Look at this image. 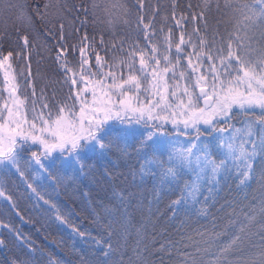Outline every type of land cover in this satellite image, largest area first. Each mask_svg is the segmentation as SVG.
Instances as JSON below:
<instances>
[{
	"label": "snow or ice",
	"instance_id": "obj_1",
	"mask_svg": "<svg viewBox=\"0 0 264 264\" xmlns=\"http://www.w3.org/2000/svg\"><path fill=\"white\" fill-rule=\"evenodd\" d=\"M223 5L231 13L233 31L221 33L217 29L210 40L197 37L198 29L188 32L184 27L190 19L204 20L203 9L200 13H190L188 16L181 13L177 17L174 3L170 14L159 16V28L156 24L159 9L147 21L143 15H138L135 40L113 38L111 42H105L101 37L98 49L96 38H89L85 33L78 45L71 46L73 53L78 52V57L74 56L72 60L67 56L68 48L58 45L56 60L64 74L65 83L69 84L70 92L72 87L79 85L74 98L69 95L65 100L57 101L53 96L49 100L42 90L37 99L31 100L23 108L24 101L16 96L19 84L13 83V80L16 75L23 77L24 73H15L9 79V74L5 71L7 98L0 91V199L8 201L12 209L17 208L4 187L6 178L12 177H17L26 184L37 200L43 199L25 178L26 168L22 166V161H28L29 165L34 161L41 169L46 167L42 159L48 157H51L53 166L57 160L79 164L88 152L99 149L103 154L107 137L135 135L130 127H122L117 131L116 124L109 123L110 121H118L120 125L143 122L148 127L150 121L156 120L161 122L153 125L158 132L148 131L142 137L141 149L151 148L157 153L162 149H169V167L163 172L165 180L169 183L174 181L178 169L191 171L194 182L189 195L200 193L206 187L205 202L215 199L222 181L234 178L238 189L245 195L251 187L250 182H255L262 193L260 210L264 212V0H223ZM50 6L57 15L72 10L69 9L67 0H49L45 8ZM96 7V0H93V10ZM112 7L120 5L117 2ZM219 8L218 0L217 9ZM13 10L20 11L22 15L16 0H0V18L5 11ZM75 10L83 11L85 15L89 11L81 6H77ZM105 11L110 10L106 8ZM170 21L175 23L170 24ZM60 28L62 32V24ZM177 28L180 29L178 41L173 39ZM141 38L143 43H140ZM22 39L24 46L31 51L27 36ZM161 40L163 43H160ZM217 43L219 47L216 46ZM173 47L176 53L174 57L169 54ZM108 48L117 51L113 52L110 59H105L107 51L105 56L100 52ZM12 55V52L7 55L0 53V68L13 67L9 62ZM183 60H187L191 67L187 75L185 65L181 63ZM205 65L207 71H201L193 83L195 73ZM169 72L171 76L165 86L164 78ZM180 80H185L186 83L183 91L178 94L176 88L179 87ZM90 84L92 88L89 99ZM168 88L172 89L170 97L173 99L162 95ZM149 93L158 98L153 102ZM32 95L36 96L35 89ZM141 95L145 97L143 102L140 100ZM27 99L29 98L25 96V100ZM234 109H239L249 117L254 115L249 110L259 109V112L254 119L246 122L245 127L229 130L231 120L238 114ZM168 123H171L177 136L189 138L187 144L181 147L159 138L167 131L164 125ZM200 125L204 127L201 128ZM226 132L227 135H224ZM205 133L216 134L212 140L216 142L218 159L213 158L210 149L199 145ZM54 153L58 155H53ZM151 164L145 157L147 167L142 165L143 171H148ZM193 199L197 200L196 196ZM181 202L173 201L174 214L180 211ZM44 203L48 204L49 201L44 200ZM200 213L207 215V208L202 207ZM16 214L20 215L18 210ZM56 219L60 224L68 223L59 213ZM246 219L254 220L255 217ZM0 228L13 231L8 224H0ZM244 231L245 225L241 224L233 231L229 242L220 246L216 252L210 251L211 245L203 249V252L214 259L206 261L200 256L201 249L196 247L194 251L182 254L181 264H264V225L261 226L260 243L252 245L259 248L255 256L244 258L237 255L233 258L228 255L233 249L243 253L246 242L251 243L240 234ZM73 232L81 238L85 236V233L78 232L75 228ZM16 238L20 239L18 233ZM4 245L5 241L0 239V246ZM113 251V245L107 243L106 250L103 251L106 258L104 264H112L110 257ZM137 260L139 264H146L139 254ZM12 264H30V260L14 259ZM119 264H124L123 258ZM129 264H132L131 260Z\"/></svg>",
	"mask_w": 264,
	"mask_h": 264
},
{
	"label": "trees",
	"instance_id": "obj_2",
	"mask_svg": "<svg viewBox=\"0 0 264 264\" xmlns=\"http://www.w3.org/2000/svg\"><path fill=\"white\" fill-rule=\"evenodd\" d=\"M118 1L124 15L123 22L112 27L102 17L99 7L93 10V0H67L72 10L60 15L51 6L45 8L49 0H16L22 15L18 10L5 11L0 18V53H13L9 61L13 67L0 68V91L4 97L8 96L4 84L5 71L9 79L23 71L24 76L16 75L13 83L19 84L16 96L24 101L25 108L31 100L39 97L42 90L49 100L53 96L57 101L65 100L69 95L74 98L79 85L72 87L70 92L69 84L65 83L64 74L56 60L58 45L68 48L67 56L72 60L74 56L78 57V52L73 53L71 46L78 45L85 33L89 38H96L98 49L101 37L105 42H111L113 38L135 40L138 15H143L147 21L159 9L156 21L159 28V16L170 14L174 3L177 17L181 13L188 16L190 13H200L202 9L204 11L205 19H190L184 26L186 31L198 29L197 37L210 40V31L215 33L219 30L217 20L220 17L212 16L214 12L201 0H141L140 3L138 0ZM77 6L89 9L88 14L77 12ZM174 23L170 21V24ZM179 33L180 29H175L174 40H179ZM25 36L31 51L24 46L22 37ZM140 43H143L142 38ZM115 51L108 48L101 50L100 54L110 59ZM169 54L172 57L176 55L174 47ZM92 63H95L94 59ZM181 63L185 65L187 75L191 67L187 60ZM206 68L207 65L197 70L193 83L195 77ZM170 76L171 72L165 76V86ZM185 83V80H180L177 88L185 87ZM91 88L90 84L89 99ZM33 89L36 96L32 95ZM171 90H167L169 96ZM148 95L154 97L153 93ZM25 96L29 99L25 100ZM141 99L145 100L144 95H141ZM253 113L251 117L244 113L237 114L231 120L229 130L245 127L246 122L254 119L258 111ZM109 123H115L117 131L125 127L118 121ZM165 129L166 138L162 140H189L188 137L169 132L171 129L167 126ZM153 130L152 124L145 127L142 123L141 128L134 130L135 135L107 137L103 154L99 149L88 152L79 164L57 160L53 166L51 157H48L42 159L46 167L41 169L34 161L30 165L28 161H22V166L26 168L25 178L43 199L37 200L31 189L19 178H6L5 191L12 197L17 208L12 209L8 201L0 199V224H8L13 230L10 232L7 228H0V239L5 241V245L0 246V264H12L14 259L26 258L30 264H104L106 258L103 251L107 243H111L115 249L110 257L112 264H119L121 258L124 264H129L130 260L132 264H139L138 254L146 264H181L182 254L194 251L196 247L201 249L200 256L210 261L214 257L203 252V249L211 245L210 251L216 252L220 246L229 242L233 231L241 224L245 225V231L240 234L251 243L246 242L243 253L233 249L228 255L233 258L237 255L244 258L255 256L259 248L252 245L260 243L261 226L264 225L259 185L250 182L251 187L245 195L238 189L237 181L230 178L221 182L214 200L204 201L206 187L200 193L189 195L194 182L192 172L178 169V175L170 183L164 178V169L169 167L168 148L159 153L151 148L141 149L142 137ZM212 136L205 133L201 141L209 146L213 158L218 159L219 153ZM145 157L152 162L148 171L142 169V165L147 167ZM44 200L49 203L45 204ZM176 200L182 202L179 205L180 211L174 214L173 201ZM202 207L207 208V215L200 213ZM17 210L20 215L16 214ZM58 213L68 223L60 224L56 219ZM246 217L255 219L249 220ZM73 228L85 233V236L81 238L73 232ZM17 233L20 239L16 238ZM217 233L220 235L217 236ZM97 241L100 243L97 244Z\"/></svg>",
	"mask_w": 264,
	"mask_h": 264
},
{
	"label": "rangeland",
	"instance_id": "obj_3",
	"mask_svg": "<svg viewBox=\"0 0 264 264\" xmlns=\"http://www.w3.org/2000/svg\"><path fill=\"white\" fill-rule=\"evenodd\" d=\"M117 2L120 5V7L113 8L112 7L113 3H117ZM201 2L205 3L206 6H208V7L211 8L212 12H214L212 16L220 17L217 20V23H218L219 31L221 33H225L226 31L227 32H232L233 31L234 21L232 19L231 13L230 12H227V10L224 8L223 0H219L220 8H219L218 11H217V3H218V0H201ZM96 4H97V8L99 7L98 10L100 11L102 17H104L105 20L108 22L107 23L108 25H110L112 27H116V26H118L119 24H121L123 22V16L124 15H123V11H122L121 4H120V2L118 0H96ZM106 8L109 9L110 11H105ZM220 12H222V14ZM210 32H211L210 38H212L214 32L213 31H210ZM216 46L219 47V43H217ZM198 71H200V70L198 69ZM206 71H207V68L205 69V72ZM183 88H177L176 89L177 93L179 94L180 92H182L183 91ZM154 92H155V90H153V93ZM162 95L169 97V99H173V98H171L168 95V91L162 92ZM157 98L158 97L154 95V97L151 98V99L154 102ZM113 99H116V98L114 97ZM143 101L144 100L141 99V102H143ZM23 108H25L24 105H23ZM23 108H22V110H23ZM234 111H237L238 114H242L243 113L239 109H234ZM249 111H251V112L258 111L259 112V109H254V110H249ZM153 115H155V113H153ZM142 123L143 122H141L140 124H136V123L133 122L131 125H123V126L130 127L133 130H137V129L141 128ZM160 123H161L160 121H156V120L149 122V124H152V127L154 128L153 133L158 132V129L156 127H154L153 125L160 124ZM166 126L169 127V129H171L169 132H172V133L174 132L172 130L171 123H168V124H165L164 125V127H166ZM181 127H183V125H181ZM200 127L203 128L204 126L203 125H200ZM212 134H213V136L216 135L215 133H208V135H212ZM165 135L166 134H164L163 136H160L159 138L160 139H165L166 138ZM224 135H227V132ZM171 142L173 144L180 145L181 147H183L185 144H187L188 141H186V140H180L178 138V139L171 140ZM215 143L216 142L213 140V144L214 145H215ZM199 145L201 147H206V148L209 149V146L207 144L203 143L201 140L199 142ZM169 148H170V146H169Z\"/></svg>",
	"mask_w": 264,
	"mask_h": 264
}]
</instances>
